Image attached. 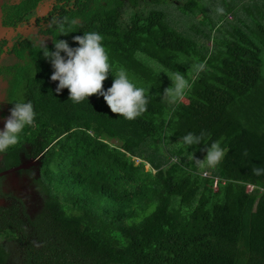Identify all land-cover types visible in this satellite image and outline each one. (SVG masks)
<instances>
[{
  "label": "trees",
  "instance_id": "obj_1",
  "mask_svg": "<svg viewBox=\"0 0 264 264\" xmlns=\"http://www.w3.org/2000/svg\"><path fill=\"white\" fill-rule=\"evenodd\" d=\"M48 1L1 5L0 25L2 12L14 25ZM49 5L46 47L100 33L112 74L125 70L148 104L126 120L96 94L75 103L56 91L43 44L15 41L8 106L31 101L36 116L0 152V173L20 177L0 174V264H264V174L252 171L264 168V0ZM188 132L221 143L218 166L197 161L203 144L179 142ZM38 157L37 174L21 167Z\"/></svg>",
  "mask_w": 264,
  "mask_h": 264
},
{
  "label": "clouds",
  "instance_id": "obj_2",
  "mask_svg": "<svg viewBox=\"0 0 264 264\" xmlns=\"http://www.w3.org/2000/svg\"><path fill=\"white\" fill-rule=\"evenodd\" d=\"M223 12V9H218ZM70 32L61 31L60 35ZM77 47H70L66 40H55L54 50H49L43 43L41 53L51 64L54 71L50 79L58 81L56 91L67 89L69 99L75 103L87 100L89 96L96 94L102 96L107 107L112 113L118 114L126 120H134L139 117L148 104L145 90L134 84L123 69L112 74V65L106 48L103 45V36L95 31L83 32V35L73 37ZM63 53L64 55H61ZM111 73L113 80L111 87L104 90L103 82ZM185 81L183 76L177 74L176 81L165 93L173 100L183 94ZM36 113L31 101L18 99L13 102L10 115L5 119L3 129H0V152H4L16 145L20 134L28 126L34 123ZM204 133L199 135L188 132L180 138V143L186 148L203 144L202 149L206 154L200 163H206L208 167L215 168L225 156V150L218 141L205 143ZM255 175L264 174V168H253Z\"/></svg>",
  "mask_w": 264,
  "mask_h": 264
},
{
  "label": "flooded vegetation",
  "instance_id": "obj_3",
  "mask_svg": "<svg viewBox=\"0 0 264 264\" xmlns=\"http://www.w3.org/2000/svg\"><path fill=\"white\" fill-rule=\"evenodd\" d=\"M20 1L21 0H3L1 5L2 8L8 9L9 5L17 4ZM42 7H43L42 4L41 5L39 4V6L35 9L34 15L30 17L21 18L20 20H15L14 25H11L10 23L9 25L7 24V22H9L10 20L8 18H5L4 16H6V14L2 12L1 26L3 28H6L7 31L3 32L2 35H4L5 37L1 39V43H0V48H2V53L0 52V78L7 81V83L8 80H12L13 77L11 74L7 73L6 71H8L10 68L14 66V64L17 63L13 61L12 58H9L10 57L9 53H11V51L13 50L15 41L19 40L22 37V38H28L29 40L32 41L35 40V43L43 44L47 42H44L43 39H40V36L48 37L49 39V36H47L46 32H44L43 30V26L46 24L47 21L44 22L40 20L41 16L44 15L43 13H40V9ZM9 10L13 12V9L9 8ZM30 25H33L34 28L36 29V32L34 34L30 33L27 35L20 32V29L22 27H28ZM40 29H42L41 33H40ZM6 50H8V52H6ZM6 65H8V70L4 68L6 67ZM9 115H10V107L8 106V100L6 98L5 91L3 88L2 92L0 93V120H5Z\"/></svg>",
  "mask_w": 264,
  "mask_h": 264
},
{
  "label": "rangeland",
  "instance_id": "obj_4",
  "mask_svg": "<svg viewBox=\"0 0 264 264\" xmlns=\"http://www.w3.org/2000/svg\"><path fill=\"white\" fill-rule=\"evenodd\" d=\"M1 2H0V4L3 2V0H0ZM50 1H52V0H49L48 2H47V6H43L41 9H40V13H44V12H47V9L48 8H50V5H49V2ZM128 7H129V5H128V3L126 2V4H125V9H124V12L125 13H128V11H129V9H128ZM172 17V16H171ZM198 19H200V17H199V15H197L196 16ZM174 18L172 17V20H173ZM198 21V20H197ZM200 21V20H199ZM199 28L201 29V25H199ZM20 32H22L23 34H30V33H35L36 32V29L34 28V26L33 25H30V26H28V27H22L21 29H20ZM40 39H43L44 40V42H49L50 40L48 39V37H43V36H40ZM7 81H0V93L2 92V90H3V88H5L6 87V85H7V83H6ZM4 122H5V120H0V129H3V127H4ZM0 158H1V155H0ZM39 160H40V157H38V158H35V159H27V160H25V162L22 164V168L24 169V168H29V169H33V174H37V170H38V165H39ZM138 161L139 160H137V163H138ZM204 165H206V164H204ZM148 167V166H147ZM11 174H12V179H13V182H14V184L15 183H19L20 181V177L17 175V173L15 172V171H11ZM24 178H26L27 179V177L26 176H24Z\"/></svg>",
  "mask_w": 264,
  "mask_h": 264
},
{
  "label": "water",
  "instance_id": "obj_5",
  "mask_svg": "<svg viewBox=\"0 0 264 264\" xmlns=\"http://www.w3.org/2000/svg\"><path fill=\"white\" fill-rule=\"evenodd\" d=\"M0 6H1V4H0ZM2 31H7V29H6V28H3V27L0 25V33H1ZM13 170H14V169H11V170H8V171L2 172V173H9V172H11V171H13ZM2 173H0V174H2Z\"/></svg>",
  "mask_w": 264,
  "mask_h": 264
},
{
  "label": "crops",
  "instance_id": "obj_6",
  "mask_svg": "<svg viewBox=\"0 0 264 264\" xmlns=\"http://www.w3.org/2000/svg\"><path fill=\"white\" fill-rule=\"evenodd\" d=\"M3 32L4 31H2L1 33H0V40L2 39V38H4L5 36L4 35H2L3 34ZM2 35V36H1Z\"/></svg>",
  "mask_w": 264,
  "mask_h": 264
}]
</instances>
